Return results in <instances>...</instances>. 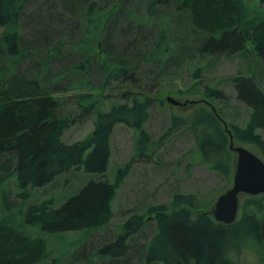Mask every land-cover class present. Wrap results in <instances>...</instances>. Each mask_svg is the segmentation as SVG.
I'll use <instances>...</instances> for the list:
<instances>
[{"label":"trees","instance_id":"16d2710c","mask_svg":"<svg viewBox=\"0 0 264 264\" xmlns=\"http://www.w3.org/2000/svg\"><path fill=\"white\" fill-rule=\"evenodd\" d=\"M28 1L0 0V187L13 177L17 187L15 200L7 201L11 196L8 192L1 204L8 213L18 201L28 202L29 191L43 189L61 176L74 171L88 176L58 206L45 200L25 204L19 211L24 226L38 227L47 235L109 225L114 216L113 201L133 161L149 158L150 140L143 125L154 103L142 93L137 74L146 63L159 64L155 58L163 44L169 48L165 50L169 57L181 54L182 65L194 58H234L245 52L247 43H252L256 58L264 62V12L251 8L245 0H62L72 25L65 36L80 40L74 54L62 53L57 46L54 51L50 49L51 17L38 33L30 35V43L25 41L20 23ZM258 5L264 8V0H258ZM143 7L142 18L139 13ZM170 9L175 17L164 14ZM147 27L149 35L143 31ZM122 30L135 34L128 36L132 40L128 47L119 50L114 33ZM177 31H184L185 36L178 38ZM192 32L197 38L188 48L186 40ZM136 42L145 51L132 48L136 52L129 53ZM74 57L79 62L72 71L84 76L97 68L101 82L96 89L103 92L112 84L126 92L127 102L103 111L100 96L78 95L71 99H75L72 105L79 107L80 113H67L73 107L63 96L69 89L63 87L61 75H50L48 63L59 59L69 63ZM24 64L27 66L22 69ZM229 82L248 112L244 125L227 123L220 109L214 108L218 111L214 114L210 106L226 108L228 99L217 88L205 87L203 96L209 108L199 109L188 118L173 116L169 126L170 130L187 128L201 161L226 181L234 167V153L228 148L230 138L224 122L234 142L255 147L264 158V90L252 77L238 76ZM87 116L94 118L90 135L64 142V132ZM118 124L138 131L139 137L135 157L109 179L110 138ZM196 199L195 194L175 193L169 204L148 207L146 217L137 212L129 215L119 233L95 248L101 264H106V258L107 264H240L236 254L248 239L264 261V195L248 196L240 216L230 225L216 222L210 211H201ZM146 220L155 224V233L146 244L139 245L133 236ZM135 245L140 252L132 251ZM85 250L88 248L76 254L81 260L78 264H89L91 255H85ZM45 254L41 237L29 238L0 221V264H38Z\"/></svg>","mask_w":264,"mask_h":264},{"label":"rangeland","instance_id":"374dc122","mask_svg":"<svg viewBox=\"0 0 264 264\" xmlns=\"http://www.w3.org/2000/svg\"><path fill=\"white\" fill-rule=\"evenodd\" d=\"M245 1L251 8H257L259 11L264 12V8H259L258 0ZM144 10L143 7L139 13L142 18L145 16ZM164 14L175 17V12L171 9L164 11ZM47 17L52 18L49 30L51 31L53 43L50 49L54 51L53 47L57 46L61 48L62 53L74 54L80 40L78 41L77 36L73 40L65 36L67 32L71 31L72 25L69 21L70 18L62 9V0L28 1L25 17L20 23V32L23 36H26L25 41L30 43V39H28L30 35L33 36L38 33L42 25L49 23L48 19L46 20ZM66 22H68V25ZM141 23L143 24L142 21ZM125 30L114 33V44L119 50L128 47L126 44L132 41L129 37H133V34H135L133 31L127 34ZM149 30L147 27L143 31L146 35H149ZM60 32H62L61 35H58ZM170 35L172 38H182L185 33L180 31L178 34L177 31V37L173 36L172 33ZM189 35L190 39L186 40L188 43L186 46L191 48L192 40L194 41V38H197V33L192 32ZM135 44V47H129V53L133 54L134 50L132 48H137L140 53L145 51L144 47L140 46L138 42ZM166 48L169 50L163 44L161 53L155 58L159 64L146 63L145 66H141L140 74L139 72L137 74L138 85H141L144 89L148 87L146 91L143 89L142 93L152 98L154 103L143 125V129L148 133L150 140L148 152L146 151L149 158L133 161L130 173L119 188L113 201L114 216L108 226L92 231L47 235L42 233L38 227H27L22 223L19 211L22 210L25 204L52 200L53 204L58 206L72 194H69L70 192L79 187L81 182L88 179V176L81 171H74L61 176L43 189L29 191L30 198L28 202L18 201L16 207H14L15 209L11 212L7 211L8 213L4 211L5 206L1 204V198L10 192L11 196H8L7 201L15 200L14 195L17 193L15 178H11L5 185L0 187V221H5L9 226H15L29 238L41 237L46 244L45 257L38 264H78L81 260L76 259V254L87 248L85 255H91L89 264H101V258L97 256L95 248L98 249L109 238L119 233L121 225L129 215L137 212L146 217L148 207L169 204L175 193L195 194L197 204L203 208L201 211H211L216 198L231 187L234 167L228 181L213 172L201 161L194 139L187 128L169 129L171 118L173 116L188 118L199 109L206 107L208 109L210 103L204 98L203 89L210 87L222 91L228 99L226 108L221 107L223 110L215 104L212 105L214 107L210 106L211 110L212 108L220 109L226 117L224 121L227 123L244 125L248 112L236 99L235 91L229 80L238 76L252 77L264 90V62L256 58L252 43L246 44L244 53L231 59L209 58L200 60L194 58L183 65L179 63L181 54H173L169 57V54H165ZM163 51L164 53H162ZM78 62L79 59L74 57L69 63L67 59L54 60L48 63L52 77L58 75L63 77V87L69 89V93L63 96L71 100V105L75 104V99L73 101L71 97L87 94L100 96L98 100L103 103V111H108L113 105L127 102L129 97L125 95L126 92L121 91L120 88L112 84L103 92L96 89L101 82V76L97 68H91L84 76H79L72 71ZM26 66L24 64L22 69ZM81 81H83L82 84ZM168 99L177 103L178 106L169 104ZM72 106L66 112H75V115H78L81 110L77 106ZM216 110L215 112H218ZM93 121L92 116H87L83 122L79 121L71 125L64 132L63 141L73 143L85 139L92 132ZM262 134L264 135V132ZM138 137V131L126 125L118 124L114 127L110 138L111 155L107 171L109 179L113 178L117 168L122 167L132 157H135ZM234 144L242 146L254 154L256 153L258 157L260 156L255 147L237 142H234ZM234 158L235 156H233ZM259 158L264 162L262 156ZM247 197L245 195L239 197L238 217ZM149 221L145 222L140 232L133 236L139 245L146 244L155 233V224ZM250 240L248 239L240 245L241 249L236 254V261L240 264H264V261L261 260L262 256ZM136 245L132 251L140 252ZM130 257L134 259L133 254ZM103 260L106 264L109 262L107 258Z\"/></svg>","mask_w":264,"mask_h":264},{"label":"water","instance_id":"95a60500","mask_svg":"<svg viewBox=\"0 0 264 264\" xmlns=\"http://www.w3.org/2000/svg\"><path fill=\"white\" fill-rule=\"evenodd\" d=\"M168 103L178 106L170 99ZM212 111L216 113L213 108ZM224 126L230 138L229 150L235 156L234 172L231 187L216 198L210 213L216 222L230 225L237 220L241 195H264V162L250 150L236 146L225 123Z\"/></svg>","mask_w":264,"mask_h":264},{"label":"bare ground","instance_id":"6f19581e","mask_svg":"<svg viewBox=\"0 0 264 264\" xmlns=\"http://www.w3.org/2000/svg\"><path fill=\"white\" fill-rule=\"evenodd\" d=\"M259 196V195H258Z\"/></svg>","mask_w":264,"mask_h":264}]
</instances>
